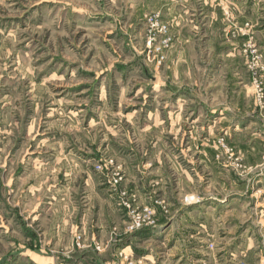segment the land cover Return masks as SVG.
Listing matches in <instances>:
<instances>
[{"label":"rangeland","instance_id":"374dc122","mask_svg":"<svg viewBox=\"0 0 264 264\" xmlns=\"http://www.w3.org/2000/svg\"><path fill=\"white\" fill-rule=\"evenodd\" d=\"M239 233L264 255V0H0V264H212Z\"/></svg>","mask_w":264,"mask_h":264},{"label":"crops","instance_id":"0c3cea01","mask_svg":"<svg viewBox=\"0 0 264 264\" xmlns=\"http://www.w3.org/2000/svg\"><path fill=\"white\" fill-rule=\"evenodd\" d=\"M26 173L27 175L22 180L23 186L24 185L27 186L28 184H32V183L37 185V183L39 181H42L43 179L46 181L45 174L42 175L41 173H39L37 168H32L31 171H27ZM58 175L59 173L57 172V168L55 166L54 172H52V175H51V177H55V178L53 179V181L51 180V183L55 182L56 176ZM34 187L40 188L39 185H37V187L36 186ZM64 212H65L64 210L59 212L56 209H54L53 213H51L50 215L46 214L44 220L47 222H44V223H45V228H46L45 230L46 231V236H45L46 243L45 244L47 243L52 244V242H54L55 248H63L64 249L63 252L65 254L68 252H72L74 236L73 234L71 236L67 234L68 232L67 233H64V232L68 229L70 225H71L70 226V230H71L73 226L72 224L74 223V220L76 219L75 217H73L74 215L67 214ZM32 213L33 212H31L30 214ZM84 219H86L85 216H84ZM52 222L61 223L60 225L61 227L59 226L56 233L50 232V230L52 229L51 227L53 226V224H51ZM79 222L81 221L78 219L77 224ZM85 222L86 220L84 222H81L82 223L81 225H86ZM63 223H67V225L64 226ZM103 228H105V226L98 225L97 229L91 228L90 233H92L93 236L99 233L101 235L102 233H104ZM47 230H48V233H47ZM71 232L73 233L74 229L71 230ZM202 234H203L202 239H204L203 241H209L206 238L210 237L211 235L204 234L203 232ZM243 237H245L244 233H239L235 235L234 237L230 238L227 241V243L217 244V247H216L217 257L211 263L212 264H231V263L237 264V262L240 259H244L245 261H248V264H264V255H262L263 253L261 252L259 247L252 245L250 243L251 239H249L248 237H245L244 240L240 242L239 240ZM221 240H223V238ZM176 249H179L177 242H175L172 248L168 249L169 258L166 259L165 264H199L202 261L201 256H197L195 258L191 257L190 251H195V250H190V251L181 250V252L172 253ZM197 251L198 250L196 249L195 251L196 253H200L201 255L203 254V251L202 252H197Z\"/></svg>","mask_w":264,"mask_h":264}]
</instances>
